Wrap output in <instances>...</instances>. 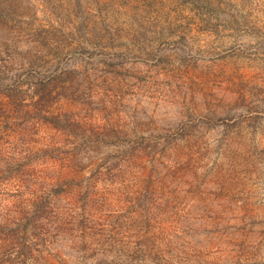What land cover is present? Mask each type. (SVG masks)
Returning a JSON list of instances; mask_svg holds the SVG:
<instances>
[{
	"label": "rangeland",
	"instance_id": "1",
	"mask_svg": "<svg viewBox=\"0 0 264 264\" xmlns=\"http://www.w3.org/2000/svg\"><path fill=\"white\" fill-rule=\"evenodd\" d=\"M0 264H264V0H0Z\"/></svg>",
	"mask_w": 264,
	"mask_h": 264
}]
</instances>
